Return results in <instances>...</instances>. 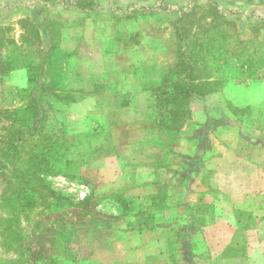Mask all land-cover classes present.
I'll use <instances>...</instances> for the list:
<instances>
[{"label": "rangeland", "instance_id": "obj_1", "mask_svg": "<svg viewBox=\"0 0 264 264\" xmlns=\"http://www.w3.org/2000/svg\"><path fill=\"white\" fill-rule=\"evenodd\" d=\"M98 1L84 14L0 0V37L11 41L0 56L12 68L39 61L41 46L20 41L18 21L49 19L60 33L56 66L79 90L58 160L77 178L45 182L75 203L93 195L79 224L57 231L86 259L47 264H264V83L192 100L176 132L157 129L153 89L170 63L176 12L190 0H164L175 13L140 10L158 0ZM216 1L264 15V0ZM0 264L17 263L0 247Z\"/></svg>", "mask_w": 264, "mask_h": 264}, {"label": "trees", "instance_id": "obj_2", "mask_svg": "<svg viewBox=\"0 0 264 264\" xmlns=\"http://www.w3.org/2000/svg\"><path fill=\"white\" fill-rule=\"evenodd\" d=\"M206 1V8H199L190 0L178 12L164 0L140 9L177 13L170 63L153 89L157 129L164 132H176L189 119L192 100L204 101L223 87L247 90L264 83V15ZM34 4L42 11L51 4L50 9L62 5L84 14L99 7L98 0H35ZM18 24L23 31L20 41L29 45L35 40L42 49L39 61L20 67L14 62L12 68L0 56V247L17 264H47L54 256L77 263L86 259L81 249L57 237V231L79 224L81 212L94 197L75 203L53 191L45 178H77L66 173L58 160L73 137L66 112L79 90L69 86L66 72L56 66L62 55L54 23L46 18L37 23L29 16ZM6 42L11 43L0 37L1 50ZM52 215L55 227L49 226Z\"/></svg>", "mask_w": 264, "mask_h": 264}]
</instances>
